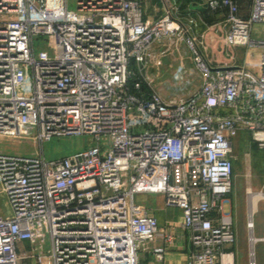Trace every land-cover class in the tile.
<instances>
[{"label":"built area","instance_id":"1","mask_svg":"<svg viewBox=\"0 0 264 264\" xmlns=\"http://www.w3.org/2000/svg\"><path fill=\"white\" fill-rule=\"evenodd\" d=\"M157 1L76 0L73 11L67 0H0V138L35 148L33 157L0 153L11 212L0 217V264H18L24 241L38 264H139L166 237L135 203L142 194L180 210L188 264H234L232 142L245 133L264 151V41L251 40L264 0L246 15L236 0ZM195 6L218 17L224 46L259 49L257 59L208 62ZM35 37L53 42L52 56L35 52ZM167 66L175 88L160 84ZM69 136L96 145L46 162L42 145Z\"/></svg>","mask_w":264,"mask_h":264},{"label":"rangeland","instance_id":"2","mask_svg":"<svg viewBox=\"0 0 264 264\" xmlns=\"http://www.w3.org/2000/svg\"><path fill=\"white\" fill-rule=\"evenodd\" d=\"M148 1L150 3L154 2L155 6H158L156 0ZM67 2L69 10H76V0H67ZM217 22L218 17H216L215 14L207 13L202 16H196L194 32L197 38L204 37L205 45L202 51L208 62L212 65H222L225 63L242 65L245 63V60L255 61L257 59L258 54L261 52L259 49L224 46L222 42L224 31ZM251 40L264 41L263 24H255L252 27ZM34 50L36 53L40 50H47L49 55L52 56L53 42L46 37H35ZM173 73V67H165L160 84L169 88H175L176 83L171 79ZM102 143L103 141L100 142V145H102ZM95 145L96 142L92 141L89 136L53 137L42 145V152L45 161L52 162L81 152ZM0 153L33 157L35 155V148L32 142L26 139L0 138ZM232 156L234 158L232 192L229 198L235 235L233 251L236 264H249L251 262L249 257L250 244L248 241L249 232L246 228V222L248 219L247 211L250 198L247 197L246 191L250 190L256 193L252 195V199L254 197L264 196V151L257 149L247 134L240 133L233 139ZM150 197L147 195H137L135 196V203L144 205L148 208L150 207V203L147 201H149ZM262 197L256 200L257 211L253 216V235L260 240L256 242L253 247L256 264H264V199H262ZM147 198L149 199L147 200ZM227 208L228 207H226V209ZM2 213H4V215L9 213V208L5 207ZM258 235H261V237L258 238ZM43 249L44 253L48 250L47 239L45 240ZM31 250H34V252L39 251L35 247ZM30 254H27L28 258L21 259L19 263L38 264L37 261L33 262L32 258H30Z\"/></svg>","mask_w":264,"mask_h":264},{"label":"crops","instance_id":"3","mask_svg":"<svg viewBox=\"0 0 264 264\" xmlns=\"http://www.w3.org/2000/svg\"><path fill=\"white\" fill-rule=\"evenodd\" d=\"M205 1L206 0H186L185 3L187 5L203 4L205 3ZM236 1L240 5L242 14L246 15L249 11L251 0ZM207 13L209 12L206 10H204L203 12L190 11L189 16L196 19V16H202ZM142 195H147L149 197L152 196L150 197V199L147 198V200L149 199V201L147 202L150 203V207L147 208L146 206H143L147 208L149 213L156 218L158 227L166 232V237L163 240L158 239L148 244L146 248L139 253V264H188V257L191 252V245L188 239V233L181 228L180 210L175 207H166L164 204V199L160 194ZM5 207L9 208V204L5 195L0 191V217L9 218L11 216L10 208L9 213H6L5 215L4 213H2ZM259 237H261V235H258V238ZM233 245L229 250L232 251L234 254ZM32 248L33 246L26 241L19 242L17 244V252L20 256V260L28 258L27 254H30L32 252L30 254V258H32L33 262L37 261L35 255L36 252H34V250H31ZM159 248L162 249V257L160 260L157 257L158 252H156V249ZM18 264L20 263L18 262ZM234 264H236L235 254Z\"/></svg>","mask_w":264,"mask_h":264},{"label":"bare ground","instance_id":"4","mask_svg":"<svg viewBox=\"0 0 264 264\" xmlns=\"http://www.w3.org/2000/svg\"><path fill=\"white\" fill-rule=\"evenodd\" d=\"M262 196H259V197H254L253 199H251V203L250 205L252 206L251 207V210L250 212L255 214V212L257 211V205H256V200L258 198H261ZM262 199H264V196L262 197ZM257 238L254 237V239L250 236V254H251V259H252V255H253V244L256 242Z\"/></svg>","mask_w":264,"mask_h":264},{"label":"water","instance_id":"5","mask_svg":"<svg viewBox=\"0 0 264 264\" xmlns=\"http://www.w3.org/2000/svg\"><path fill=\"white\" fill-rule=\"evenodd\" d=\"M192 9L194 10V11H198V12H203L205 9L203 8V7H201V6H195V7H192Z\"/></svg>","mask_w":264,"mask_h":264}]
</instances>
